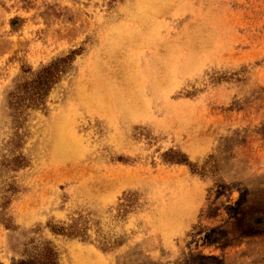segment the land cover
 I'll return each mask as SVG.
<instances>
[{"label":"rangeland","instance_id":"obj_1","mask_svg":"<svg viewBox=\"0 0 264 264\" xmlns=\"http://www.w3.org/2000/svg\"><path fill=\"white\" fill-rule=\"evenodd\" d=\"M158 1L0 0V264H264V0Z\"/></svg>","mask_w":264,"mask_h":264},{"label":"bare ground","instance_id":"obj_2","mask_svg":"<svg viewBox=\"0 0 264 264\" xmlns=\"http://www.w3.org/2000/svg\"><path fill=\"white\" fill-rule=\"evenodd\" d=\"M169 1V0H168ZM141 2V1H140ZM150 2V1H149ZM158 2H160V0L158 1ZM167 2V1H166ZM136 3H137V1H136ZM144 2H142V4H143ZM161 3V2H160ZM142 4H140L139 6H138V9H140V7H142V9H140V12H146V13H148V16L146 15V14H144V15H146V16H144L143 14H141L140 12L138 13H131V14H129L128 16H127V19L128 18H130L131 20H134V21H136V22H138V24H139V29L138 28H133V29H128L127 31H124V30H122L121 31V33H119L120 34V36L121 37H123V38H127V39H129L130 41H133V44H135V43H137V42H139L140 40L139 39H142L141 37L142 36H144L143 34V32H145L146 30L144 29L145 27H150L151 29H152V27L154 26V25H150V23L149 24H147V23H145V21L147 22V21H154V14L156 13V11H158L159 9H156V7H155V11H149V10H151V9H153V5H151V3H144V5H142ZM167 4H168V2H167ZM165 6V5H164ZM166 7V6H165ZM158 8V7H157ZM167 8V7H166ZM161 9H163V6H162V8ZM164 10H169L168 8L167 9H163L162 11H164ZM160 11V10H159ZM152 17V18H151ZM147 19H149V20H147ZM121 23V22H120ZM152 23V22H151ZM153 24H154V22H153ZM150 25V26H149ZM115 28L113 27V29H112V31H109L110 33L111 32H115V33H117V30H114ZM120 29V28H119ZM157 29V28H156ZM193 29H195V28H193ZM121 30V29H120ZM120 30H119V32H120ZM153 30V29H152ZM156 31V30H155ZM147 32V34H148V31H146ZM189 32V31H188ZM197 32V31H196ZM202 32V31H201ZM190 33V32H189ZM203 33V32H202ZM150 34V33H149ZM197 34V33H196ZM196 34H195V36H196ZM114 35V34H113ZM183 35V34H182ZM182 35H181V37L180 38H182L183 39V37H182ZM117 36V35H116ZM184 36V35H183ZM187 36H189V35H187ZM194 36V35H193ZM154 37V36H153ZM163 37V36H162ZM161 37V38H162ZM185 37V36H184ZM192 37V36H191ZM197 37V36H196ZM201 37V36H200ZM111 38V37H110ZM113 38H115V37H113ZM117 38V37H116ZM179 38V39H180ZM127 39H126V41H127ZM181 39V40H182ZM198 39V38H197ZM196 39V40H197ZM120 40H122V42L124 41V39H120ZM144 40V39H143ZM159 40V39H158ZM202 40V39H201ZM154 41V40H153ZM156 41V40H155ZM159 41H161V40H159ZM179 41V40H178ZM198 41V40H197ZM121 42V43H122ZM135 42V43H134ZM141 42V41H140ZM140 42L138 43V46H139V44H140ZM196 42V41H195ZM121 43L120 42H117V44H116V46L114 47V48H116V50H118V52L119 51H123L124 52V60H126V59H128V57H130V55H128V54H130L129 52L127 53V50H124L125 48H127L126 46L124 47L123 45H121ZM128 43V42H127ZM159 43V42H158ZM165 43H167V42H165ZM113 45H114V42L112 43ZM142 44V43H141ZM151 44V43H150ZM162 44V43H161ZM200 44V43H199ZM195 45H196V43H195ZM143 46V45H142ZM157 46V45H156ZM156 46H154V47H156ZM162 46V45H161ZM196 46H198V45H196ZM130 47V46H129ZM163 47V46H162ZM162 47H161V49H162ZM181 47V46H180ZM194 47V46H193ZM106 48V47H105ZM112 48H113V46H112ZM136 48V47H135ZM134 48V49H135ZM139 48V47H138ZM138 48H137V50H138ZM157 48H159L158 46H157ZM183 48V47H182ZM187 48V47H186ZM123 49V50H122ZM128 49V48H127ZM132 49V48H131ZM156 49V48H155ZM202 49H204V47L202 48ZM115 50V49H114ZM129 50V49H128ZM183 50V49H182ZM112 51V50H111ZM130 51V50H129ZM135 50H133V52H134ZM161 51V50H160ZM185 51V50H184ZM177 52V51H176ZM114 53V52H113ZM159 53V52H158ZM109 54V53H108ZM116 54V53H115ZM167 54V53H166ZM100 55V54H99ZM111 55H112V53H111ZM128 55V56H127ZM114 56V55H113ZM132 56H133V53H132ZM178 56V55H177ZM197 56V55H196ZM115 57H116V55H115ZM115 57H114V59H115ZM135 57V56H134ZM175 57V56H174ZM117 58H119V57H117ZM136 58V57H135ZM161 58H163L162 56H161ZM173 58V57H172ZM194 58V57H193ZM195 58H197V57H195ZM100 59V58H99ZM102 59V58H101ZM132 59V58H131ZM137 59V58H136ZM170 59V58H169ZM174 59V58H173ZM176 59V58H175ZM107 60V59H106ZM117 60V59H116ZM119 60V59H118ZM117 60V61H118ZM133 60V59H132ZM166 60H167V58H166ZM181 60V59H180ZM99 61H101V60H99ZM98 61V62H99ZM116 61V62H117ZM120 61V64L122 63V61L123 60H119ZM130 61V60H129ZM135 62H136V60H134ZM171 61H172V59H171ZM103 61H101V63H102ZM111 62V61H110ZM125 62H126V64H125ZM125 62H123V64H125L123 67H122V76H123V79L125 78V80H127V82L129 81V83H135V80H136V77H135V75L133 74V72H129V71H131L128 67H130V66H128V65H130V64H127V61H125ZM132 62V61H131ZM138 63V62H137ZM160 63V62H159ZM172 63V62H171ZM104 64V63H103ZM106 64H108V63H106ZM122 64V65H123ZM158 64V63H157ZM98 65V64H97ZM134 65V64H133ZM135 65H138V64H135ZM196 65V64H195ZM109 66V65H108ZM170 66H171V64H170ZM169 66V67H170ZM111 66H109V68H110ZM132 67V66H131ZM156 68H157V65L155 66ZM162 67V66H161ZM172 67H173V65H172ZM108 67H107V69H109ZM112 68V67H111ZM110 68V69H111ZM133 68V67H132ZM134 68H136V67H134ZM105 68L103 67V69L102 70H104ZM106 69V70H107ZM138 69V68H137ZM136 69V70H137ZM172 69V68H171ZM101 70V71H102ZM160 71V70H159ZM186 71V70H185ZM107 72V71H106ZM116 72V71H115ZM138 72V70L136 71V73ZM161 72V71H160ZM113 73V72H112ZM119 73V72H118ZM164 72L162 71V74H163ZM174 73V72H173ZM110 74H111V72H110ZM116 74V73H115ZM139 74V73H138ZM165 74V73H164ZM91 75V74H90ZM97 75V74H96ZM118 76H119V74H117ZM137 75V74H136ZM86 76V75H85ZM112 76V75H111ZM114 76H116V75H114ZM113 76V77H114ZM121 76V75H120ZM162 76V75H161ZM165 76V75H164ZM173 76V75H172ZM141 77V76H140ZM143 77V76H142ZM158 77V76H157ZM166 77V76H165ZM86 78V77H85ZM93 78V77H92ZM122 78V77H121ZM167 78V77H166ZM166 78H165V80H166ZM172 78V77H171ZM84 79V78H83ZM117 79V78H116ZM143 79V78H142ZM86 80V79H85ZM103 80V79H102ZM105 80V79H104ZM138 80H140L139 78H138ZM145 80V79H144ZM159 80H161V79H159ZM171 80V79H170ZM94 81V80H93ZM92 81V82H93ZM140 81H142L143 82V80H140ZM164 81V80H163ZM79 82H81V81H79ZM119 82H121L120 80H119ZM126 82V81H125ZM126 82V83H127ZM136 82H137V80H136ZM165 82V81H164ZM118 83V82H117ZM160 84H161V82H160ZM164 84V83H163ZM162 84V85H163ZM87 85V84H86ZM122 85V84H121ZM127 85H128V83H127ZM134 85H136V84H130L129 86V89H128V91H127V93L130 95L129 97H131V95L132 94H135L136 93V87H137V85H136V87L134 86ZM78 86V85H77ZM97 86V85H96ZM95 86V87H96ZM120 86V85H119ZM124 86H126V85H124ZM154 86V85H153ZM99 87V86H98ZM79 88V87H78ZM86 88V87H85ZM90 88V87H89ZM92 88V87H91ZM116 88H117V86H116ZM116 88H112V87H110V86H102L101 88H99V89H97L96 91H94V92H92L91 94L93 95V97L95 98V102H96V105H99L100 107H104L105 108V106H107V110H109L110 108H113L112 107V105H110L111 107H109V109H108V106H109V103L111 102V101H113V100H111L110 99V94L112 95L113 93H114V90L116 89ZM88 89V88H87ZM80 90V89H79ZM82 90V89H81ZM164 92V91H163ZM165 93V92H164ZM119 95V94H118ZM107 96H109V99L111 100V101H108L107 102V99H106V97ZM138 96V95H137ZM136 96V97H137ZM85 97V96H84ZM142 97V96H141ZM81 98V97H80ZM83 98V97H82ZM138 98H140V96L138 97ZM138 98H136L137 100H138ZM145 98H146V94H145ZM88 100V99H87ZM98 100V101H97ZM84 101V100H83ZM89 101H90V99H89ZM92 102V101H91ZM135 102V101H134ZM133 102V103H134ZM140 102V101H139ZM93 103V102H92ZM92 103H91V106H93L92 105ZM112 103V102H111ZM110 103V104H111ZM141 103V102H140ZM87 104H89L88 102H87ZM95 104V103H94ZM146 104V103H145ZM90 105H89V107H91ZM96 107V106H95ZM94 107V108H95ZM98 107V106H97ZM141 107V106H140ZM144 107V106H143ZM147 107V106H146ZM106 109H105V111H106ZM149 110V109H148ZM110 111H112L111 109H110ZM99 112H102V111H100V109H99ZM107 112V111H106ZM113 112V111H112ZM107 113H109V112H107ZM111 114V113H110ZM125 114V113H124ZM109 115V114H108ZM114 116V115H113ZM138 116V115H137ZM112 117V116H111ZM115 117V116H114ZM59 128H60V126H59ZM64 134V133H63ZM67 134V133H66ZM62 138V137H61ZM70 138V137H69ZM59 140V139H58ZM67 141V140H66ZM70 143H68V142H59V144H58V148H59V150H60V152H65V150L66 149H69L70 148V146H72V145H69ZM72 151V150H71ZM68 153L70 152V150L69 151H67ZM67 153V154H68ZM71 154H72V152H71ZM62 155V154H61ZM183 204V203H182ZM183 208V207H182Z\"/></svg>","mask_w":264,"mask_h":264}]
</instances>
